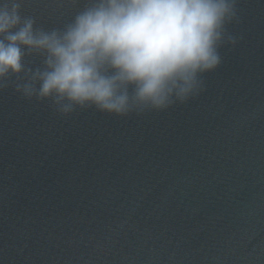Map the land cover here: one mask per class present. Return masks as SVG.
<instances>
[{"label": "water", "instance_id": "1", "mask_svg": "<svg viewBox=\"0 0 264 264\" xmlns=\"http://www.w3.org/2000/svg\"><path fill=\"white\" fill-rule=\"evenodd\" d=\"M236 6L237 43L164 111L65 116L0 89V264H264V0ZM80 7L22 14L51 28Z\"/></svg>", "mask_w": 264, "mask_h": 264}, {"label": "clouds", "instance_id": "2", "mask_svg": "<svg viewBox=\"0 0 264 264\" xmlns=\"http://www.w3.org/2000/svg\"><path fill=\"white\" fill-rule=\"evenodd\" d=\"M22 3L0 0V89L12 84L65 116L183 104L222 63L221 46L238 40L226 28L238 18L236 0H82L51 28L23 15Z\"/></svg>", "mask_w": 264, "mask_h": 264}]
</instances>
